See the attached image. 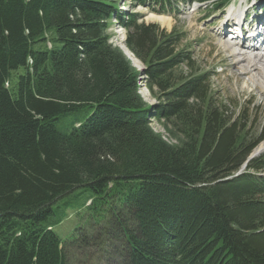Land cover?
Listing matches in <instances>:
<instances>
[{"label": "trees", "instance_id": "obj_1", "mask_svg": "<svg viewBox=\"0 0 264 264\" xmlns=\"http://www.w3.org/2000/svg\"><path fill=\"white\" fill-rule=\"evenodd\" d=\"M228 1L0 0V264H68L56 203L78 188L83 242L115 228L124 264H264V132L214 98L184 32L133 10Z\"/></svg>", "mask_w": 264, "mask_h": 264}, {"label": "rangeland", "instance_id": "obj_2", "mask_svg": "<svg viewBox=\"0 0 264 264\" xmlns=\"http://www.w3.org/2000/svg\"><path fill=\"white\" fill-rule=\"evenodd\" d=\"M241 1L231 0L222 11H214L210 7L192 4L188 7H183L176 16L172 14H159L144 6H137L133 10L142 13V20L146 23H156L160 29H166L167 31L175 27L178 31L185 33L182 45L191 51L197 70L207 71L213 75L209 78L211 94L214 95V98L218 102L224 103L229 111L233 112V115L237 116L239 109L243 110L244 119L242 121L247 126L248 134L250 137L257 138L262 131L264 132V91L254 90V86L248 81L247 77L237 80L236 76L239 72L234 68L230 52L225 47V42H228L229 39L219 29L220 25L229 23V21H223V18L226 16L230 5H233L234 10L238 8L243 10L247 8L246 10H248V8L257 7L262 2V0H243L241 3ZM130 3L131 0H118V10L120 12L130 10L132 8L130 7ZM251 9L248 13L245 11L247 17L243 14L244 11H242L243 15L241 14V17L243 16L242 22L244 27L248 24L250 27L254 25V21L249 16L260 10L251 11ZM260 12L264 14V8ZM151 14L166 16L169 18V23L162 24L160 21L152 18ZM216 18L217 20L213 21ZM111 30L113 33L118 31L119 34H113L110 42L123 52V49L117 45V42H119L121 35L124 38L125 30L118 24H114ZM242 34H244V31ZM242 45L250 46V42L247 40ZM249 51L246 49L247 54H249ZM136 65H140L141 68L139 69L143 70L140 62ZM182 70L185 74L187 73L186 67H183ZM140 84V92L143 99L148 103H154L156 98L146 89L147 87L143 81ZM88 112H90V109L85 107L81 110L80 116ZM151 126L155 132L161 133L165 140L175 142V140L171 139L161 122L153 120ZM263 151L264 140L259 143L251 156H255ZM88 194L87 190L78 188L70 194L63 196L56 203V205L65 203L64 206L68 205V208L62 211L63 219L61 223L54 227V230L63 239L70 235L75 238L71 242H66L64 251L67 263L124 264L115 228L107 226V230L95 228L92 233L100 237V243L96 247L92 245L93 238L87 240L89 243L83 242L82 235L85 233L84 229L90 227L88 223L84 224L85 219H87V213H85L86 209L83 208ZM112 234L115 237L113 239L111 238Z\"/></svg>", "mask_w": 264, "mask_h": 264}, {"label": "bare ground", "instance_id": "obj_3", "mask_svg": "<svg viewBox=\"0 0 264 264\" xmlns=\"http://www.w3.org/2000/svg\"><path fill=\"white\" fill-rule=\"evenodd\" d=\"M264 6V0L257 5V7H253L251 11L259 10ZM232 8V7H230ZM246 10L248 13L249 10ZM242 9L238 8L234 10V17L237 20H241ZM243 15V14H242ZM152 18L163 23H169V18L162 15H150ZM151 20V19H150ZM217 20L214 19L213 21ZM220 30H223L222 25L219 26ZM219 33V32H218ZM239 38V35L236 37ZM247 40H242V42H246ZM242 43V44H244ZM237 45L235 43H230V41L225 42V47L230 52V57L233 60V66L238 70V75L236 76L237 80H241L244 77L248 78V81L254 86V90H262L264 91V49L259 41L250 40V46ZM50 45V44H49ZM125 55L134 63L139 64V61L135 58V56L130 52V50L126 47L122 40V35L120 36L119 42H117ZM246 49L250 50L249 54H247ZM129 60V61H130ZM238 82V81H237ZM240 113V112H239ZM258 149V148H257ZM92 196V195H91ZM63 249V248H62Z\"/></svg>", "mask_w": 264, "mask_h": 264}, {"label": "water", "instance_id": "obj_4", "mask_svg": "<svg viewBox=\"0 0 264 264\" xmlns=\"http://www.w3.org/2000/svg\"><path fill=\"white\" fill-rule=\"evenodd\" d=\"M124 52V51H123ZM132 62V61H131ZM133 64H134V62H132ZM139 68H141L140 66H139ZM143 73V70L141 69V74Z\"/></svg>", "mask_w": 264, "mask_h": 264}]
</instances>
